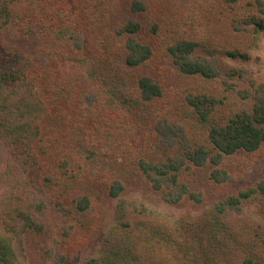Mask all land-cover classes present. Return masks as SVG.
I'll list each match as a JSON object with an SVG mask.
<instances>
[{
    "label": "trees",
    "instance_id": "1",
    "mask_svg": "<svg viewBox=\"0 0 264 264\" xmlns=\"http://www.w3.org/2000/svg\"><path fill=\"white\" fill-rule=\"evenodd\" d=\"M209 16L264 35V0H0V264H29V242L68 250L95 233V186L118 202L87 264H264V240L242 237L233 217L264 200V177L172 228L132 223L149 210L122 197L138 184L167 205L204 207L189 176L232 182L225 160L264 147V83L219 59L250 58L214 44Z\"/></svg>",
    "mask_w": 264,
    "mask_h": 264
},
{
    "label": "rangeland",
    "instance_id": "2",
    "mask_svg": "<svg viewBox=\"0 0 264 264\" xmlns=\"http://www.w3.org/2000/svg\"><path fill=\"white\" fill-rule=\"evenodd\" d=\"M206 21V29L208 31L206 34L212 33L216 36V38L212 37L214 44L220 46L227 44L228 47L233 46L242 53L248 54L250 58L246 62L235 61L234 63L225 54L218 53L219 59L228 66L245 67L251 70L255 74V77L264 83V35L257 40L251 41V39H246V35L234 32L230 27L221 24L219 20L213 19L212 16H209ZM206 29L196 27L194 31L204 35ZM14 44L31 54H39L37 43L20 40L14 42ZM216 49L224 50L223 47H217ZM182 83L184 87L190 86L192 90H198L205 86L196 80L182 81ZM205 89L219 92L218 84H207ZM224 166L228 169L233 179L232 182L213 185L207 181V172L209 170L205 169H197L189 176L188 180L191 183L192 189H201L205 192L207 202L204 207L200 208L193 206L188 200L178 205H167L163 202L161 195L153 190L138 184H128L122 197L137 199L149 210L147 213L140 211L132 215L130 217L132 223L139 224L142 220L146 219L147 224L165 226L167 228H172L176 224L190 220L199 224L198 218L204 214L205 210L212 203L236 193L240 189L251 187L264 177V147L259 152H241L229 157L225 160ZM2 194L3 189L0 188V199H2ZM117 202V200L108 197L105 188L95 186L92 193V203L98 215L96 217L94 215L91 216L96 221L98 227L96 232L93 233L95 229H91L92 227L88 228L89 232H86V230L84 233L81 232L76 240L72 242L73 246L68 250L55 244L53 245L51 241L50 245L43 243V246H40L39 240H36V243L29 242L31 245L26 253L29 264H60L58 263L59 256L64 252L69 256V260L64 264H87L95 253L101 238L108 234L109 229L115 221ZM48 216L49 222L52 225H50L51 229L54 230L58 226L60 234L61 227L63 228L65 223L56 220L55 215L50 214ZM233 217H236L238 222L243 226L240 231L242 237L244 236L249 240H257L255 234H258L260 241L264 240V200L247 204L242 213H234Z\"/></svg>",
    "mask_w": 264,
    "mask_h": 264
}]
</instances>
